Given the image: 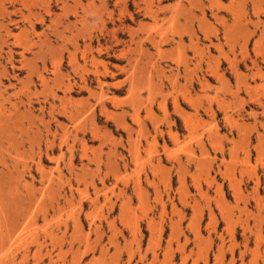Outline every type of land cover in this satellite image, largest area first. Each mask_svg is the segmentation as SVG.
<instances>
[{"label": "rangeland", "instance_id": "1", "mask_svg": "<svg viewBox=\"0 0 264 264\" xmlns=\"http://www.w3.org/2000/svg\"><path fill=\"white\" fill-rule=\"evenodd\" d=\"M156 6L0 0V264H264V0Z\"/></svg>", "mask_w": 264, "mask_h": 264}, {"label": "bare ground", "instance_id": "2", "mask_svg": "<svg viewBox=\"0 0 264 264\" xmlns=\"http://www.w3.org/2000/svg\"><path fill=\"white\" fill-rule=\"evenodd\" d=\"M20 1V0H19ZM161 1H163V0H158V6H156L154 9L153 8H150V7H146L145 9H144V13L148 16V18H150L153 22H155V23H157L158 22V20H160L159 19V17H160V15H162L163 13H164V9H165V7H160V3H161ZM146 2V1H145ZM215 2V1H214ZM233 2V1H232ZM103 3V2H102ZM172 4H174V3H172ZM218 4H219V2H218ZM217 3H216V5H218ZM177 5V4H176ZM143 6V5H142ZM145 6V5H144ZM180 6H182V5H180ZM193 6V5H192ZM191 6V7H192ZM221 6V5H220ZM179 7V6H178ZM186 7V6H185ZM101 8V7H100ZM219 8V7H218ZM171 9V8H170ZM224 9H226L227 10V8H224ZM110 10V9H109ZM136 10V9H135ZM176 10V9H175ZM182 10H184V9H182ZM186 10V9H185ZM170 11V10H169ZM177 11V10H176ZM134 12V11H133ZM181 12V11H180ZM179 12V13H180ZM227 12V11H226ZM186 13V12H185ZM138 14V13H137ZM192 14V13H191ZM132 15V14H131ZM173 15V14H172ZM121 16V15H120ZM123 17V16H122ZM126 17H127V14H126ZM129 17H131V16H129ZM171 17H173V16H170V18ZM176 17H178V16H176ZM175 17V18H176ZM181 17V16H180ZM161 18V17H160ZM164 18V17H163ZM162 18V21H164V19ZM174 18V19H175ZM186 19V18H185ZM168 21V20H167ZM170 21H171V19H170ZM169 21V22H170ZM41 22V21H40ZM161 22V21H160ZM179 22V21H178ZM186 22V21H185ZM151 23V22H150ZM164 23V22H163ZM167 23V22H166ZM31 24V23H30ZM154 24V23H153ZM160 24H162V23H160ZM15 26V25H14ZM153 26V25H152ZM120 27V26H119ZM124 27V26H123ZM141 27H142V25H141ZM140 27V28H141ZM182 27V26H181ZM180 27V28H181ZM8 27L6 26L4 29L7 31L8 29H7ZM118 28V27H117ZM129 27H127V29H128ZM139 28V27H138ZM125 29V28H124ZM142 29V28H141ZM157 29V28H156ZM173 29H174V26H173ZM182 29V28H181ZM167 30H168V32H169V29H164V28H162V27H159V33H157V34H155V35H150L149 37H146L145 38V41L146 40H148V41H150L151 43H152V45H154V47H155V49H156V51L158 52V53H161V51H160V47L162 46V45H166L167 43H169L170 41H173L174 40V38L173 39H169V37H167ZM171 30V29H170ZM9 31V30H8ZM173 31H175V30H173ZM176 31H177V29H176ZM157 32V31H156ZM186 31H181V32H179L178 34V43H180L179 41H182L183 40V35L182 34H180V33H185ZM6 33V32H5ZM134 33V32H133ZM170 33V32H169ZM175 33V32H174ZM177 33V32H176ZM7 34V33H6ZM10 36V35H9ZM174 36V35H173ZM192 37V36H191ZM139 38V37H138ZM120 39V38H119ZM118 39V40H119ZM192 39V38H191ZM117 41V40H116ZM191 41V40H190ZM193 41V40H192ZM191 41V42H192ZM118 42V41H117ZM116 42V43H117ZM123 43V42H122ZM127 43V42H126ZM150 44V43H149ZM117 46V45H116ZM88 48V47H87ZM187 48V47H186ZM90 49V48H89ZM104 49V48H103ZM2 50V47L0 48V51ZM91 51V50H90ZM112 51V50H111ZM110 51V52H111ZM129 51V50H128ZM131 52V51H130ZM9 53H10V57L12 56V50L11 49H9ZM8 53V54H9ZM21 53V52H20ZM91 53V52H90ZM127 53H129V52H127ZM123 49H121V50H119V55H118V57L119 58H123V59H125L126 60V65L130 68L131 67V55H128ZM92 54V53H91ZM105 54V53H104ZM195 54V53H194ZM21 55H23V54H21ZM117 55V54H116ZM114 56V55H113ZM114 58V57H113ZM118 58V59H119ZM73 60V59H72ZM133 60V59H132ZM137 61H138V59H137ZM10 62V61H9ZM11 65H12V67H13V63L11 62L10 63ZM133 64V63H132ZM138 64V63H137ZM115 65H117V64H115ZM58 66V63H56V66L55 67H57ZM95 66V65H94ZM111 66V65H110ZM134 66V65H133ZM135 67V66H134ZM136 68V67H135ZM140 68V67H139ZM138 67H137V69H138V73H140L139 71L142 69V67L139 69ZM119 69H121L122 71H124V74H126V79L125 80H127V81H129L130 82V85L132 84V82H133V79H134V77H135V74H133V73H136L135 72V70L137 71V69H134L133 70V68L132 69H127V67L126 66H122L121 68H119ZM143 70V69H142ZM101 71V70H100ZM103 71V70H102ZM106 72V71H105ZM104 74H107V73H104ZM144 74V73H143ZM95 76V75H94ZM67 80H69L68 78L66 79V81ZM125 80H123V81H121V83H124L125 82ZM64 81V80H63ZM96 81H97V83H101V79H100V76L99 75H96ZM136 82V81H135ZM137 82H140V81H137ZM141 83V82H140ZM119 84V83H118ZM114 85H115V83H114ZM83 87V86H82ZM85 87V86H84ZM149 87V86H148ZM71 88H72V84H70V82L69 83H67V85H66V92H68V90H71ZM136 89V88H135ZM130 90V89H129ZM139 91V90H138ZM138 91H136V93L138 92ZM148 91V90H147ZM134 92V91H133ZM132 93V92H131ZM149 94V93H148ZM132 95H133V93H132ZM138 95V94H137ZM92 96H94V95H92ZM54 97V96H53ZM133 97V96H132ZM56 99V98H55ZM108 99V98H107ZM141 99V98H140ZM146 99V98H145ZM182 99V98H181ZM150 100V99H149ZM191 100V99H190ZM189 101V100H188ZM84 103V102H83ZM194 103V102H193ZM116 105H117V103H116ZM103 106H105V104H103L102 105V107ZM69 110H70V108H69ZM66 111V113H67V115H69V114H71L70 112H67V110H65ZM103 111V110H102ZM74 112V111H73ZM83 112V111H82ZM150 112V111H149ZM65 113V112H64ZM109 113V112H108ZM108 113L106 114L107 116H108V118L109 119H112L113 121H114V119L112 118V117H110L109 115H108ZM133 113H134V111H133ZM76 114V113H75ZM79 116H80V113L78 114ZM51 116V115H50ZM73 116V115H72ZM122 116V115H121ZM154 116V115H153ZM69 117V116H68ZM74 117V116H73ZM78 117V116H77ZM118 119V118H117ZM123 119V118H122ZM192 120V119H191ZM116 121V120H115ZM123 122V121H122ZM119 123H120V120H119ZM118 125V124H117ZM116 125V126H117ZM130 127V126H129ZM128 127V129L130 130V128ZM126 130V129H125ZM106 131V130H105ZM127 131V130H126ZM129 132V131H128ZM132 132V131H131ZM172 136H175V135H172ZM132 144V143H131ZM48 150V149H47ZM46 150V151H47ZM61 150V149H60ZM49 152V151H48ZM51 153V152H50ZM190 154V153H189ZM54 155V154H53ZM59 158V157H58ZM60 160V159H59ZM49 162H51V161H49ZM53 162V161H52ZM59 168V167H58ZM83 170V169H82ZM52 173V172H51ZM78 175H80V174H78ZM70 186V185H69ZM71 187V186H70ZM58 189V188H57ZM96 189V188H95ZM77 191H79V189L77 190ZM80 191H81V189H80ZM51 192V191H50ZM54 192V191H53ZM62 193V192H61ZM67 194V193H66ZM52 195V194H51ZM68 199V198H67ZM13 253V252H12Z\"/></svg>", "mask_w": 264, "mask_h": 264}, {"label": "crops", "instance_id": "3", "mask_svg": "<svg viewBox=\"0 0 264 264\" xmlns=\"http://www.w3.org/2000/svg\"><path fill=\"white\" fill-rule=\"evenodd\" d=\"M198 148L195 149V151H197Z\"/></svg>", "mask_w": 264, "mask_h": 264}]
</instances>
